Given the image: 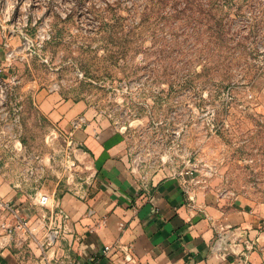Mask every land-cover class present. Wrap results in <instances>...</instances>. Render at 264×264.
Here are the masks:
<instances>
[{"label": "rangeland", "instance_id": "1", "mask_svg": "<svg viewBox=\"0 0 264 264\" xmlns=\"http://www.w3.org/2000/svg\"><path fill=\"white\" fill-rule=\"evenodd\" d=\"M38 91L87 108L60 125ZM92 121L140 186L188 170L196 195L264 199V0H0V172L34 197L96 191Z\"/></svg>", "mask_w": 264, "mask_h": 264}, {"label": "crops", "instance_id": "2", "mask_svg": "<svg viewBox=\"0 0 264 264\" xmlns=\"http://www.w3.org/2000/svg\"><path fill=\"white\" fill-rule=\"evenodd\" d=\"M37 96L41 108L63 126L87 108L60 102L55 93ZM76 135L98 186L80 193L62 189L60 179L51 181L46 189L57 191L56 203L70 215L66 225L45 216L49 208L19 192L0 172V200L12 205L0 206V264H41L45 232L57 226L62 230L58 253L85 263L264 264L263 198L235 196L207 183L191 201L172 175L140 186L120 131L92 121ZM3 223L16 228L8 233Z\"/></svg>", "mask_w": 264, "mask_h": 264}, {"label": "built area", "instance_id": "3", "mask_svg": "<svg viewBox=\"0 0 264 264\" xmlns=\"http://www.w3.org/2000/svg\"><path fill=\"white\" fill-rule=\"evenodd\" d=\"M190 173L188 170H182L178 174V176L183 180L182 185L185 193L187 194L188 198L191 201H195L196 193L193 189V185L188 183V180L185 179L186 174ZM191 173H193L191 171ZM194 178V177H193ZM197 182L200 180L197 179ZM37 203L44 208H49L50 212L48 213L44 210V215L49 216L52 218L53 221L60 220L65 225L69 222L70 215L69 213L59 204L56 203L57 200V191L56 190H48L39 192L35 196ZM0 206L4 208H11L12 205L10 202H4L0 200ZM90 212H93V209H90ZM51 220V221H52ZM8 233H12L16 226H10L6 223L2 225ZM21 226L20 224L17 226ZM62 230L60 227H50L46 230L44 235V241L42 243L43 246V254L41 258V264H95V263H85L82 262L80 259L71 256L70 254H59L58 251L55 249V245L60 238V234ZM112 248L111 245L107 244L105 246V251L108 252Z\"/></svg>", "mask_w": 264, "mask_h": 264}]
</instances>
